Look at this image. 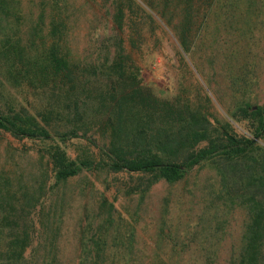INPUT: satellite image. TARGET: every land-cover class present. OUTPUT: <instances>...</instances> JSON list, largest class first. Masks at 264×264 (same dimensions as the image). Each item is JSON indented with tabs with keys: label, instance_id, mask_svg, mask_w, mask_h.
<instances>
[{
	"label": "rangeland",
	"instance_id": "rangeland-1",
	"mask_svg": "<svg viewBox=\"0 0 264 264\" xmlns=\"http://www.w3.org/2000/svg\"><path fill=\"white\" fill-rule=\"evenodd\" d=\"M51 54L78 76L71 92L64 78L34 83L30 68L21 72ZM116 80L147 90L160 114L196 112L209 136L251 138L257 122L232 114L264 103V0H0L1 106H24L49 131L74 125L110 146L98 96ZM72 98L83 121L67 109ZM168 121L155 117L149 128H177ZM254 140L248 179L264 183V127ZM57 150L91 165L57 180ZM100 158L82 137L0 130V264L19 252L27 264H238L255 209L233 198L222 163L203 161L142 190L147 176L110 172Z\"/></svg>",
	"mask_w": 264,
	"mask_h": 264
},
{
	"label": "trees",
	"instance_id": "trees-1",
	"mask_svg": "<svg viewBox=\"0 0 264 264\" xmlns=\"http://www.w3.org/2000/svg\"><path fill=\"white\" fill-rule=\"evenodd\" d=\"M50 58L49 64L26 65L20 68L21 72L30 68L32 74L29 77L34 83H53L60 77L64 78V84L69 85L67 90L71 92L76 87L73 82L78 76L68 69L65 64L67 61L62 62L52 54ZM11 68L12 65L8 66L3 73ZM105 88V93L98 97H102V100L99 98L101 110L112 132L110 146L99 145L87 135L86 130L80 131L74 125L64 130L49 131L26 107L14 106L7 101L4 106L0 105V130L16 139H54L64 142L82 137L97 147L101 155L100 162L110 172L125 171L147 176L142 190L159 179L174 182L203 161H211L214 165L222 163L224 171L219 167L228 187H233V198L248 199L255 209L252 222L245 228L243 251L238 264H264V183H254L248 179L249 173L255 170V161L248 154L254 139L258 138L264 127V103L255 107L248 104L239 106L232 114L234 120L251 119L257 122L256 132L251 138L227 136L221 132L217 136H209L206 131L209 122L194 111L183 115L168 107L160 114L159 102L145 89L136 88L134 84L125 85L119 80L107 83ZM81 104L78 98L66 102V106L69 105L67 109H71L73 121L84 120V114L79 109ZM162 106L166 107L167 104L163 103ZM157 115L164 123L170 119L176 121L177 128L168 131L162 128V132L150 129L149 124L155 122V117L159 120ZM201 140L205 144L199 146ZM57 151L50 154L57 180L91 165L88 160H80L77 165L68 163L63 154ZM10 264H27V259L19 252L11 256Z\"/></svg>",
	"mask_w": 264,
	"mask_h": 264
}]
</instances>
